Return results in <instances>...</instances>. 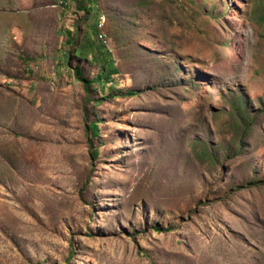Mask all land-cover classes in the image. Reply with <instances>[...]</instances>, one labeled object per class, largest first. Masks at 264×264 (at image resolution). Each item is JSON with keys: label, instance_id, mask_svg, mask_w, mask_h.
Returning <instances> with one entry per match:
<instances>
[{"label": "rangeland", "instance_id": "rangeland-1", "mask_svg": "<svg viewBox=\"0 0 264 264\" xmlns=\"http://www.w3.org/2000/svg\"><path fill=\"white\" fill-rule=\"evenodd\" d=\"M88 2L0 0V264H264V0Z\"/></svg>", "mask_w": 264, "mask_h": 264}, {"label": "trees", "instance_id": "trees-1", "mask_svg": "<svg viewBox=\"0 0 264 264\" xmlns=\"http://www.w3.org/2000/svg\"><path fill=\"white\" fill-rule=\"evenodd\" d=\"M80 6L85 11V13L86 12L87 13H96L97 16H99V12L94 11V9H93V0H89L88 3H84ZM96 27H97V25L95 26V31H97ZM68 32L70 33V31H68ZM89 35L90 34L87 33L88 37L85 38L84 41H81L80 43L78 41L76 42V44H78V47H77L78 55L80 57H83V58H89L88 60H86V64H88V65L95 63L99 58L96 56V53H94L96 50L92 49L94 47V45H93L92 39H91V37H89ZM74 40L75 39L74 38L72 39V37H71V38H68L67 42H70V45L72 43L73 47H74V42H73ZM71 52H73V51H71ZM99 53H100L99 65H98V71L96 73H94L92 75H86V74H84V66L83 65L77 64V65L73 66L74 72H75L77 78L83 82V86H84V89L86 91V96H88L90 100L92 99L90 93L92 92V90L93 91L96 90V87L94 86L95 82L101 84L102 87H104L107 82L112 83L111 88L116 86V83L113 82L114 79L112 78V74L116 73L118 69L114 66V59H113L111 53L108 51L104 52L102 49L99 50ZM90 57H92V58H90ZM86 64H84V65L86 66ZM115 92H117V94H118V91H115ZM115 92L110 91L109 96L113 95ZM130 93L134 94L133 91ZM234 93H233V95H234ZM234 96H235V98H234L233 102H231V104L233 106L232 109H233L234 113H236V112L241 110L239 107L243 105L244 97L241 94H239L238 92L235 93ZM102 98L103 97H98V98L93 97V102L95 104H97L98 102L101 101ZM86 103H87V100H86ZM86 120H88L87 116H86ZM87 128H89L92 131V135L97 136L99 134V127H98V123L96 121H90L89 123H87ZM92 139H93V137H89L88 144H89L91 153L93 154L94 157H96V156H98L99 150H98V147L95 146Z\"/></svg>", "mask_w": 264, "mask_h": 264}]
</instances>
